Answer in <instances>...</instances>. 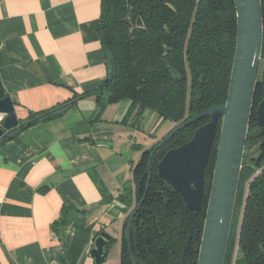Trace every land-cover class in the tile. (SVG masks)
<instances>
[{
    "label": "crops",
    "instance_id": "0c3cea01",
    "mask_svg": "<svg viewBox=\"0 0 264 264\" xmlns=\"http://www.w3.org/2000/svg\"><path fill=\"white\" fill-rule=\"evenodd\" d=\"M100 21L101 0H0V81L19 123L102 85ZM129 106L99 114L93 96L77 99L0 144V264H95L100 233L111 241L103 264H120L124 186L133 190L142 153L173 128L151 110L123 124Z\"/></svg>",
    "mask_w": 264,
    "mask_h": 264
},
{
    "label": "trees",
    "instance_id": "16d2710c",
    "mask_svg": "<svg viewBox=\"0 0 264 264\" xmlns=\"http://www.w3.org/2000/svg\"><path fill=\"white\" fill-rule=\"evenodd\" d=\"M259 1L260 60H264V0ZM138 18L141 28H137ZM98 32L107 75L96 91L76 98L93 96L99 114L107 105L128 100L123 124L135 128L142 111L151 110L159 123L167 121L173 130L204 110L225 104L237 35L234 0H101ZM261 75L254 87L246 131L250 149L243 152L223 264H264V128L256 121V109L262 100ZM5 97L0 81V99ZM76 100L34 113L2 137L0 144L42 120L60 115ZM207 122L203 119L185 127L154 153L149 189L130 228L135 264H197L221 124L205 170L198 211L186 208L179 194L158 177L156 168L167 151L188 142L195 129ZM157 142L144 150L136 163L133 190L128 184L123 189L121 198L127 214L120 264H131L125 239L127 222L144 193L148 157ZM70 211L68 204L62 206L56 227L65 222Z\"/></svg>",
    "mask_w": 264,
    "mask_h": 264
},
{
    "label": "water",
    "instance_id": "95a60500",
    "mask_svg": "<svg viewBox=\"0 0 264 264\" xmlns=\"http://www.w3.org/2000/svg\"><path fill=\"white\" fill-rule=\"evenodd\" d=\"M234 5L237 35L226 102L183 121L152 148L144 193L130 214L126 227L125 239L131 264H135L130 247L131 223L149 189L153 155L175 133L203 119H208V122L196 128L188 142L165 153L157 164L156 172L179 194L188 210L198 211L204 194L205 170L221 124L197 264H223L243 152L250 149L246 131L258 76L262 35L260 1L234 0ZM141 27L138 18L137 28ZM260 81L262 100L256 109V121L259 127L264 128V70ZM0 115L4 116L0 122L1 139L19 125L13 103L7 96L0 99ZM110 242L105 233L96 236L90 249L95 264L105 262Z\"/></svg>",
    "mask_w": 264,
    "mask_h": 264
},
{
    "label": "rangeland",
    "instance_id": "374dc122",
    "mask_svg": "<svg viewBox=\"0 0 264 264\" xmlns=\"http://www.w3.org/2000/svg\"><path fill=\"white\" fill-rule=\"evenodd\" d=\"M264 70V60H260L259 61V65H258V75ZM1 118V115H0ZM170 124L169 122L166 123V125ZM164 125V126H166Z\"/></svg>",
    "mask_w": 264,
    "mask_h": 264
},
{
    "label": "flooded vegetation",
    "instance_id": "af4514ba",
    "mask_svg": "<svg viewBox=\"0 0 264 264\" xmlns=\"http://www.w3.org/2000/svg\"><path fill=\"white\" fill-rule=\"evenodd\" d=\"M3 117H4V116H3V115H1V121H2ZM1 121H0V122H1ZM167 134H168V133H167ZM167 134H166V135H167ZM166 135H165V136H166Z\"/></svg>",
    "mask_w": 264,
    "mask_h": 264
},
{
    "label": "bare ground",
    "instance_id": "6f19581e",
    "mask_svg": "<svg viewBox=\"0 0 264 264\" xmlns=\"http://www.w3.org/2000/svg\"><path fill=\"white\" fill-rule=\"evenodd\" d=\"M0 121H1V118H0Z\"/></svg>",
    "mask_w": 264,
    "mask_h": 264
}]
</instances>
